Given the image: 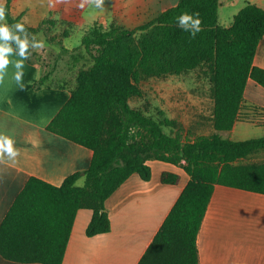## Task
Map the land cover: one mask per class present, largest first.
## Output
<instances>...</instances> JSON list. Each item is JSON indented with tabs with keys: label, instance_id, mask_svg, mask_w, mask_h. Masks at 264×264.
<instances>
[{
	"label": "trees",
	"instance_id": "16d2710c",
	"mask_svg": "<svg viewBox=\"0 0 264 264\" xmlns=\"http://www.w3.org/2000/svg\"><path fill=\"white\" fill-rule=\"evenodd\" d=\"M11 1H5L9 24L22 20L12 15ZM220 6V0H179V7L134 29L96 24L84 34L81 45L92 64L78 72L71 98L48 130L92 150L91 165L61 186L29 179L0 226L2 257L63 264L78 211H93L88 237L110 232L107 199L133 174L149 181L152 160L181 166L190 179L138 264H200L198 235L216 186L264 195V162L242 163L264 150V137L237 141L218 133L241 121L250 79L264 88V68L254 63L264 38V8L247 2L225 27L219 23ZM182 12L200 14L203 30L194 39L177 26ZM25 27L33 34L43 30ZM202 67L212 84L215 133L195 139L172 135L165 127H174V120L130 104L143 96L144 79ZM52 73L47 71L40 85ZM82 177L84 184L78 185ZM180 179L168 171L161 176L171 185Z\"/></svg>",
	"mask_w": 264,
	"mask_h": 264
},
{
	"label": "crops",
	"instance_id": "0c3cea01",
	"mask_svg": "<svg viewBox=\"0 0 264 264\" xmlns=\"http://www.w3.org/2000/svg\"><path fill=\"white\" fill-rule=\"evenodd\" d=\"M79 2L62 0L50 7L49 0H12L11 13L31 27L40 26L52 14L65 17L66 24L79 29L62 43L66 50H71L73 44H80L85 31L96 24L134 29L170 8L169 0H105L104 11L80 9ZM247 2L264 8V0ZM254 63L264 68V38ZM7 71L0 83V133L13 138L20 155L15 161L5 157V162L0 163V226L30 178L61 186L68 176L87 170L93 158L92 150L48 130L50 122L71 98L75 85L66 82L40 85L45 66L31 58L23 69V89L13 79L15 69L10 66ZM244 105L243 111L252 112L254 107L264 110V88L251 79ZM236 128L237 124L229 132H235ZM172 165L175 170L162 173L180 175L178 184H165L162 180L159 184L152 183L151 179L145 181L133 174L107 199L105 207L111 220L108 233L88 237L86 229L93 211L79 210L63 264H138L190 179L185 170ZM183 176L188 177L185 182ZM83 181L84 177L78 182ZM247 221L254 222L255 227L264 225V195L216 186L198 235L200 264H264V242L257 236L254 240L239 236V228L245 227ZM0 264L41 263L14 262L0 254Z\"/></svg>",
	"mask_w": 264,
	"mask_h": 264
},
{
	"label": "rangeland",
	"instance_id": "374dc122",
	"mask_svg": "<svg viewBox=\"0 0 264 264\" xmlns=\"http://www.w3.org/2000/svg\"><path fill=\"white\" fill-rule=\"evenodd\" d=\"M244 6L245 0H221L219 23L223 26L232 25L234 15ZM45 21L41 24L43 30L36 33L38 38L43 39L45 47L40 52L32 51L31 59L41 62L45 66L46 72H53L47 83L61 85L66 82L73 86L78 72L82 68H88L92 64V59L82 47V39L80 44H73L71 50H63L65 46L62 43L67 36L74 31L79 32V29H73L71 25L65 23V17L62 18L60 14H52ZM91 28L89 27V29ZM141 88L143 96L131 99L130 104L155 118L163 119L165 117L174 120L176 122L174 127H165L167 133L174 135L180 132L184 137L190 139L215 133L212 122L214 105L212 84L206 67L181 75L150 77L142 81ZM252 109V112L243 111L235 132L218 133L225 138L232 137L236 140L264 137V110ZM160 112H163V115H160ZM254 162H264V150L242 160V163ZM149 164L152 167V183H160L162 171L175 170L172 164L164 162L151 161ZM177 167L184 170L181 166ZM187 179V176H183V182ZM83 183L84 181L78 182L80 185ZM244 225L246 226L239 228V236L253 240L254 236H257L261 242H264V225L255 227L254 222L250 221L245 222Z\"/></svg>",
	"mask_w": 264,
	"mask_h": 264
},
{
	"label": "clouds",
	"instance_id": "9594fccd",
	"mask_svg": "<svg viewBox=\"0 0 264 264\" xmlns=\"http://www.w3.org/2000/svg\"><path fill=\"white\" fill-rule=\"evenodd\" d=\"M62 0H49V6L54 7ZM105 0H80L79 8L97 9L104 11ZM169 6L179 7V0H169ZM177 26L185 32L190 33L194 39L202 31V20L200 14L182 12L176 17ZM45 47L43 39L38 38L37 34L29 33L23 20L13 24L7 22L5 0H0V83L4 82L8 75V68L12 66L15 71L13 79L16 84L23 89V76L25 62L31 58V52H40ZM18 57L13 60L12 57ZM15 141L9 135L0 133V163L5 162V157L9 161H15L20 152L15 148Z\"/></svg>",
	"mask_w": 264,
	"mask_h": 264
}]
</instances>
